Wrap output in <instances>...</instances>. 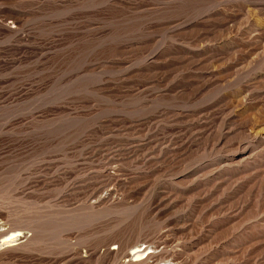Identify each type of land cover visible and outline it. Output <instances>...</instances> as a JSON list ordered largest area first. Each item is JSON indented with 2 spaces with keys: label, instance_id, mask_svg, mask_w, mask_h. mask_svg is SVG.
<instances>
[{
  "label": "rangeland",
  "instance_id": "rangeland-1",
  "mask_svg": "<svg viewBox=\"0 0 264 264\" xmlns=\"http://www.w3.org/2000/svg\"><path fill=\"white\" fill-rule=\"evenodd\" d=\"M0 218V264H264V0H0Z\"/></svg>",
  "mask_w": 264,
  "mask_h": 264
},
{
  "label": "bare ground",
  "instance_id": "bare-ground-1",
  "mask_svg": "<svg viewBox=\"0 0 264 264\" xmlns=\"http://www.w3.org/2000/svg\"><path fill=\"white\" fill-rule=\"evenodd\" d=\"M5 221H3L2 218H0V226L2 224H5ZM22 221L23 220L16 221L15 223L9 224L7 228L0 229V255L4 253L3 251H8V250L27 249L29 251H35V250L37 251V249L41 247L40 245H41V242H43L42 240L40 241V239L35 235L31 238H28V236L30 235L32 236V233L34 234L35 230H36V233L39 232V229L42 228V225L39 224L40 225L39 226L38 223L34 224L32 222L35 226L34 231L31 234L27 235L26 231L24 230L26 227L21 226ZM77 223H78L77 221L72 222V224H77ZM44 224L43 226H45ZM53 245H54L53 246L54 248L60 247V244L58 243L53 244ZM148 246H144L143 248H141V246H139V241H132L128 243L127 245L125 244L124 250L126 249V251H128L126 253V258L127 256L128 258L127 259L125 258L119 264H150V261H149L151 259L150 255L151 253H154V251L150 250V249H153V245L150 244ZM110 250L117 251V248H110ZM122 253L124 254V251ZM156 264H169V262L161 261L159 263L157 262Z\"/></svg>",
  "mask_w": 264,
  "mask_h": 264
}]
</instances>
